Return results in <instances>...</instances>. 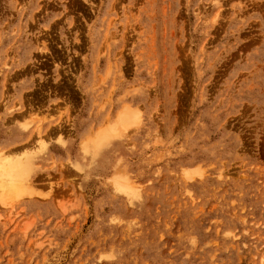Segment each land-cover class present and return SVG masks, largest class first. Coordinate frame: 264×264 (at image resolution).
<instances>
[{
    "label": "rangeland",
    "instance_id": "rangeland-1",
    "mask_svg": "<svg viewBox=\"0 0 264 264\" xmlns=\"http://www.w3.org/2000/svg\"><path fill=\"white\" fill-rule=\"evenodd\" d=\"M0 152V264H264V0H0Z\"/></svg>",
    "mask_w": 264,
    "mask_h": 264
},
{
    "label": "bare ground",
    "instance_id": "bare-ground-1",
    "mask_svg": "<svg viewBox=\"0 0 264 264\" xmlns=\"http://www.w3.org/2000/svg\"><path fill=\"white\" fill-rule=\"evenodd\" d=\"M126 112L129 113L127 117ZM133 112L134 110L130 107L119 112L117 114V123L120 124L121 121L127 120L128 117L132 118ZM113 133L112 131L108 132L107 129H103L98 133V137L94 143L100 145L103 141L114 138L115 135ZM23 168L24 162L21 159L0 152V200L2 202H11V199L20 191L21 185H19V182H21V179L19 174H23Z\"/></svg>",
    "mask_w": 264,
    "mask_h": 264
}]
</instances>
